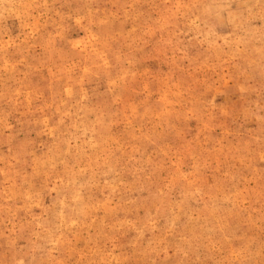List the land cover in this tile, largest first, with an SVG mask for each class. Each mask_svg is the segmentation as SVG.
Instances as JSON below:
<instances>
[{"label": "rangeland", "instance_id": "374dc122", "mask_svg": "<svg viewBox=\"0 0 264 264\" xmlns=\"http://www.w3.org/2000/svg\"><path fill=\"white\" fill-rule=\"evenodd\" d=\"M0 264H264V0H0Z\"/></svg>", "mask_w": 264, "mask_h": 264}]
</instances>
